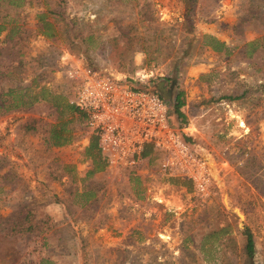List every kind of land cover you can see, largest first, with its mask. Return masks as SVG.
Returning <instances> with one entry per match:
<instances>
[{
  "label": "rangeland",
  "instance_id": "obj_1",
  "mask_svg": "<svg viewBox=\"0 0 264 264\" xmlns=\"http://www.w3.org/2000/svg\"><path fill=\"white\" fill-rule=\"evenodd\" d=\"M65 52L119 79L151 70L208 194L158 151L89 172ZM13 86L59 98L0 112V264H264V0H0V91Z\"/></svg>",
  "mask_w": 264,
  "mask_h": 264
},
{
  "label": "built area",
  "instance_id": "obj_2",
  "mask_svg": "<svg viewBox=\"0 0 264 264\" xmlns=\"http://www.w3.org/2000/svg\"><path fill=\"white\" fill-rule=\"evenodd\" d=\"M66 76L75 83L70 104L83 114L84 125L97 137V148L108 165H134L150 145L161 153L163 169L181 173L200 195L208 194L211 176L206 159L183 140L187 127L177 128L169 119L167 102L147 84L151 70L140 69L134 77L119 79L99 73L59 56Z\"/></svg>",
  "mask_w": 264,
  "mask_h": 264
},
{
  "label": "trees",
  "instance_id": "obj_3",
  "mask_svg": "<svg viewBox=\"0 0 264 264\" xmlns=\"http://www.w3.org/2000/svg\"><path fill=\"white\" fill-rule=\"evenodd\" d=\"M62 1V0H57ZM56 16L60 17V13H55ZM40 19L43 20V15H39ZM73 19V18H72ZM19 86H13V87H7L4 91H0V112L8 111L10 109L18 108V107H27L31 103L45 100L46 102L50 103L52 106L57 107L58 104L55 99H58V96H51V98H47L44 96V90L40 88L39 91L35 93H21ZM158 94L156 89H154ZM161 95V94H159ZM8 96V98H7ZM173 107V112L176 114V117L183 118V114L180 111V107L183 105V98H182V92L178 91L176 92L172 98L169 106ZM64 106L69 109L71 112H74L76 116L83 119V114L79 111H77L73 105L71 104H64ZM62 124H60L59 129H56L55 127H52L50 130V137H49V144L51 145H59L62 141H64V138L60 135ZM59 130V131H58ZM60 139L62 141H60ZM187 139V138H186ZM185 139V140H186ZM88 154L92 157V168L89 172H92L94 170H99L105 165V159L102 157V155L99 152V149L97 148V137L93 133L90 135L89 143L87 146ZM152 152V148L150 145H145L140 152L141 156H146L147 154ZM240 232L242 234V243L240 246V252L241 254L246 257L250 258L252 257L253 251H254V244L252 240L251 232L247 227H243L240 229Z\"/></svg>",
  "mask_w": 264,
  "mask_h": 264
},
{
  "label": "water",
  "instance_id": "obj_4",
  "mask_svg": "<svg viewBox=\"0 0 264 264\" xmlns=\"http://www.w3.org/2000/svg\"><path fill=\"white\" fill-rule=\"evenodd\" d=\"M161 91V90H160ZM161 93V92H160ZM162 95V94H161ZM165 99H167L166 97H167V94H165V96L164 95H162ZM236 209H234V211H235ZM235 213L238 215V217L239 218H241V215H240V213L236 210L235 211ZM239 213V214H238Z\"/></svg>",
  "mask_w": 264,
  "mask_h": 264
},
{
  "label": "bare ground",
  "instance_id": "obj_5",
  "mask_svg": "<svg viewBox=\"0 0 264 264\" xmlns=\"http://www.w3.org/2000/svg\"><path fill=\"white\" fill-rule=\"evenodd\" d=\"M205 158V157H204ZM206 159V158H205ZM207 160V159H206ZM210 171H211V169H210ZM212 175V174H211ZM236 211V210H235ZM239 214V213H238ZM241 215V214H240ZM242 217V216H241Z\"/></svg>",
  "mask_w": 264,
  "mask_h": 264
}]
</instances>
